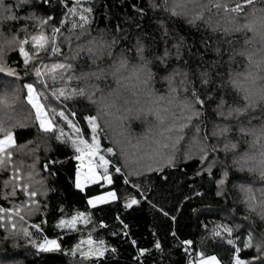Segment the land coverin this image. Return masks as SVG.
Returning <instances> with one entry per match:
<instances>
[{
    "label": "snow or ice",
    "instance_id": "snow-or-ice-1",
    "mask_svg": "<svg viewBox=\"0 0 264 264\" xmlns=\"http://www.w3.org/2000/svg\"><path fill=\"white\" fill-rule=\"evenodd\" d=\"M102 8L107 12L97 15ZM237 57L246 61L243 67ZM0 74H6L0 76L5 85L11 83L7 77L31 81L22 82V88L34 110V117L28 110L19 119L11 108L0 116L5 240L22 236L35 256H70L72 264H109L119 258V245L108 236L134 250L133 264H169L177 248L183 264H264V229L249 219L264 224V0H118L99 6L98 0H0ZM128 85L137 97L132 103L143 96L149 106L132 107L125 99L129 106L114 125L106 117L113 116ZM6 99L0 94V103ZM93 108L95 115L85 114ZM176 108L179 116L172 111ZM148 113L167 135L157 137L145 154L156 157L154 164L131 167L126 147L139 148L141 141L131 144V125L125 121ZM29 121L36 136L18 143L16 131ZM65 128L73 134L66 135ZM106 129L113 146L102 145L110 138ZM117 146L124 168L108 155ZM71 161L76 162L74 178L69 172L71 187L81 194L85 211L72 210L61 194L60 173ZM188 162L196 163L187 185L193 197L202 195L206 181L215 184L217 198L227 199L231 184L242 193L233 197L234 204L240 202L246 214L237 222L232 210L202 205L192 209L204 229L198 241L156 226L142 246L126 222L134 206L150 210L158 224L177 217L171 215L174 208L153 199L156 186L147 188L143 180L131 178L143 169L166 182L165 168L181 169L182 163L186 168ZM190 199L183 194V201ZM98 210H106L99 219ZM108 213L116 222L111 228ZM37 214L41 221L29 224ZM49 215L61 232L76 233L84 225L101 234L94 238L89 231L86 239L65 247L59 235L44 231ZM216 215L222 219L209 229L206 218ZM229 215L231 222H225ZM205 248L223 255H208ZM0 264L26 262L13 256Z\"/></svg>",
    "mask_w": 264,
    "mask_h": 264
},
{
    "label": "trees",
    "instance_id": "trees-1",
    "mask_svg": "<svg viewBox=\"0 0 264 264\" xmlns=\"http://www.w3.org/2000/svg\"><path fill=\"white\" fill-rule=\"evenodd\" d=\"M118 0H98V6L102 3H107L109 5L117 4ZM46 10V9H45ZM115 10V9H113ZM107 12V8H102L97 13V15H101ZM259 47V45H257ZM66 50V49H65ZM16 53H9L10 57H14ZM237 60L240 61L241 67H243V63L246 61L243 60L241 57H237ZM0 76H6V74H0ZM8 81H10V85H5L0 83V94H6V104L0 103V116L3 115L5 111H8L9 108L14 109L16 111L17 117L19 119H22L24 116L28 114V110H31V106L27 103L25 100V94L26 89L22 88V82H31L27 78H23V81L21 80H14V78L7 77ZM34 79V77H33ZM48 96L51 98L50 91L48 92ZM127 99L129 101V104H131L132 107H144L147 108L149 105L147 103V98L141 96L139 104H133L132 102L137 99V97L132 95V86L128 85L127 90H122L121 92V98L117 101L116 107L112 109L113 116L106 117L107 119L111 120L114 125L119 123L118 117L123 112L124 108L128 107L129 105H126L124 103V100ZM43 100V98H42ZM45 103L46 101L43 100ZM32 111V115L34 117V110ZM50 111V108H49ZM83 111V109H81ZM172 111L175 112L176 116L180 115L179 109H172ZM85 114H92L95 115V109L93 108V111L90 113ZM151 121L149 119L155 118V116L151 117V114L148 113L147 115H142L140 120H132V121H125V124L131 125V144L136 145L137 140L139 139L141 141V145L139 148H132V147H126V151L128 153L130 166L135 167L137 164H141L144 166H147L149 164H154V158L152 159V162H149L144 160V156L141 158V155L143 153L152 152L150 149L154 145V140L159 137L161 140H163L164 135H161L160 133V126L159 124H155L152 126V130H150V133L148 135H145V121ZM78 121L80 120L79 117L76 118ZM157 120V119H156ZM172 121V117L169 116L167 123H170ZM157 122V121H156ZM101 125L103 126V119L100 121ZM81 127L82 132L84 129L87 128V122L83 121L79 125ZM119 129L117 128V131ZM159 130V131H158ZM105 131L109 134V139H102V145L103 146H113L111 142V136L112 133L110 130L106 129ZM153 131H158L155 133V135H152ZM202 133H203V127H202ZM187 135L191 136V131L186 130ZM65 134L66 135H72L70 129L65 128ZM36 136V130L32 126L31 122H28V126L26 128H20L16 131V139L18 143H24L28 140H31L35 138ZM101 136H103V133H101ZM89 141L91 140L90 136V130L89 135L86 137ZM127 144V141H125ZM151 146V147H150ZM134 150H136L137 157L139 159H136V154H134ZM151 150V151H150ZM120 148L119 146L116 147V151L114 154H108L109 156H115L114 163L116 161H119L120 166L122 168L125 167V161L122 160L119 156ZM141 158V159H140ZM75 161H71L70 164L68 162L65 163L64 169L60 173V179L59 184L62 189V195L66 197L67 203L69 205H72V210H81L85 211L87 210L84 201L81 198V194L78 192V190H75L71 187V180L69 179V172L71 171L73 173L74 178V167H75ZM196 168L195 162H188L185 168V165L181 164V169H164V175L167 176V181H163L160 177L159 173L153 171V172H146L142 171V175L140 177H132L133 180H143L145 182V185L147 188H151L153 186L155 187V193L153 195V199H158L162 203H164L166 209L167 208H174L175 210L171 213V215H175L177 217V220L175 222H172L169 219L165 220L164 218H161L159 221V224L157 220L154 218L153 213L148 210L147 208H140L135 207L134 210H130L128 215V219L126 222H128L132 226V232L135 238H137L141 245L144 246L147 244L150 237V232L154 231L156 226L160 228L165 227H171L174 228L179 236L181 238H192L195 241L199 240L200 235L203 233L204 229L201 224L197 223V213H193L192 209L196 208L197 210L201 209L203 206H212L216 208H223L226 210H232V213L234 214L236 221L240 222L242 216L244 215V208L240 202H237L234 204L233 197H237L239 195L238 188L233 189L232 185L229 184V191L230 196L227 199L217 198L215 196V184L209 185L206 181L203 184V192L200 197H193L192 193L188 190L187 185L191 184V176L193 173V170ZM185 171L187 174H185ZM234 175H240V173L236 172ZM120 181H118L119 183ZM197 183H200V181H197ZM237 183H240V181H237ZM0 186H2V180H0ZM183 194H187L191 197L189 201H183ZM165 197L167 199H165ZM242 197V196H241ZM5 202L3 200H0V204H4ZM10 206V205H9ZM106 210H98L95 213V216L97 219L104 216ZM68 214H71V211H68ZM112 213H108V216L105 217L106 222L109 223L110 228L112 225H115L116 222L114 220H111ZM42 217L37 214L33 215L28 218V223L31 224L32 222H40ZM201 220H205V217L201 216ZM222 219L221 216H207L206 222L208 224L209 229L213 227L214 222H218ZM225 222H231L232 215L223 217ZM250 220L255 221L256 228L264 229V224H261V222L256 217H249ZM244 223H247L245 221ZM53 219L52 216L49 215L47 217V223L43 225L44 231L46 234H48L50 237H55L59 235V239L61 243L65 247H70L75 243H78L81 239H86L89 231H93L94 238L97 235L101 234V230L99 228H96L95 230L91 229L90 227H85L84 225H78V229L81 231H77L76 233H67V232H61L60 229H54L53 228ZM31 231L36 233V229H31ZM5 230L0 229V258H10V257H17L22 262H26V264H72V257L70 256H62L59 254H41L40 256L34 255V250L30 247L26 246V240L21 237H16L15 242H11L14 238H10L8 240L4 239ZM108 240H110L113 244H118L120 248V255L119 258H113L109 261V264H133V255L134 250L129 247L127 244H120L119 240L117 238H113L111 236L107 237ZM15 245H19V247H14ZM208 255L211 254H218L223 255V252H216V250L211 248H205ZM201 250V249H198ZM184 262V256L182 254V251L177 248L173 251L169 258V264H183Z\"/></svg>",
    "mask_w": 264,
    "mask_h": 264
},
{
    "label": "rangeland",
    "instance_id": "rangeland-1",
    "mask_svg": "<svg viewBox=\"0 0 264 264\" xmlns=\"http://www.w3.org/2000/svg\"><path fill=\"white\" fill-rule=\"evenodd\" d=\"M26 95H27V90H26V94H25V97H26ZM26 100V99H25ZM27 101V100H26ZM41 102L42 103H44L43 102V100L41 99ZM151 114V113H150ZM153 115L151 114V117H152ZM144 121H145V127H146V129H145V135H148L149 133H150V130H152V126L153 125H155V124H157L158 122H156L157 120H156V118H152V119H149V120H151V121H147V120H145V118L143 119ZM160 126V125H159ZM160 129V128H159ZM159 131V130H158ZM158 131H153L152 132V135H155V133H157ZM153 147H155V146H153ZM153 147H151L150 149L152 150L153 149ZM150 150V151H151ZM137 151L136 150H134V154H136V158H137ZM147 153H151V152H147ZM146 153H143L142 155H141V158L144 156V160H146L147 159V161H149V162H152V159L154 158V159H156V157H152L151 159L149 158V156L148 155H145ZM140 158V159H141ZM238 191H239V189H238ZM239 195H240V197L242 196V193H240L239 192ZM244 214H246L245 212H244ZM251 218L252 217H254V216H250ZM3 237H5V235L3 236ZM16 241V239L14 238L13 240H11V242H15ZM202 250H205L206 251V249H202ZM206 254H207V251H206ZM1 259V258H0Z\"/></svg>",
    "mask_w": 264,
    "mask_h": 264
}]
</instances>
